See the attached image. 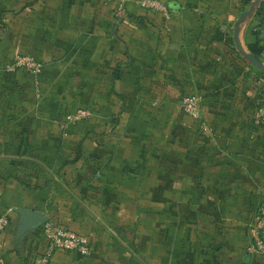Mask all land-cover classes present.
Here are the masks:
<instances>
[{
  "label": "crops",
  "instance_id": "0c3cea01",
  "mask_svg": "<svg viewBox=\"0 0 264 264\" xmlns=\"http://www.w3.org/2000/svg\"><path fill=\"white\" fill-rule=\"evenodd\" d=\"M162 1L169 18L139 0H54V33L25 49L44 63L40 86L0 76V264L46 251L44 224L19 234L15 207L88 236L89 254L49 264H264V74L235 45L242 0ZM261 31L262 15L242 24L249 51ZM192 95L207 130L182 109ZM76 101L91 116L64 125L60 102Z\"/></svg>",
  "mask_w": 264,
  "mask_h": 264
},
{
  "label": "built area",
  "instance_id": "2783aa9c",
  "mask_svg": "<svg viewBox=\"0 0 264 264\" xmlns=\"http://www.w3.org/2000/svg\"><path fill=\"white\" fill-rule=\"evenodd\" d=\"M140 5L150 11L163 12L166 17H170L168 6L162 0H139ZM28 65L29 70L35 76L41 75L42 64L31 55L22 56L17 66ZM15 66H6V71L12 72ZM181 106L183 111L193 119L200 121L204 130L208 129L207 123L202 118L200 108V97L197 95L185 96L182 98ZM91 116V110L88 108H80L68 112L64 118V125L76 123ZM264 123V113L262 115ZM11 223L9 212H0V235L6 231ZM252 247L258 254L264 255V189L255 204L253 221H252ZM44 236L47 239V247L38 264H49L53 253L56 250L77 251L87 255L91 251L89 238L87 235L76 233L72 230L55 225L52 221H46L43 225Z\"/></svg>",
  "mask_w": 264,
  "mask_h": 264
},
{
  "label": "rangeland",
  "instance_id": "374dc122",
  "mask_svg": "<svg viewBox=\"0 0 264 264\" xmlns=\"http://www.w3.org/2000/svg\"><path fill=\"white\" fill-rule=\"evenodd\" d=\"M20 3H23L22 8L21 6H19V7H15L14 9L7 10L0 17V53L1 55L6 52V50H4L3 52L2 48L12 49V47L13 48L15 46L18 47L17 52L13 55L12 58H10L9 62L2 64L0 66V76L6 73L13 74L17 71H21L27 76L32 77L34 80V83L39 87L40 79L44 72V63L33 52H30V50L25 51V49L26 48L30 49L33 46H35L34 44L36 42V38L38 34L54 33V11H50L54 9V0H24V1L20 0ZM260 3L256 6L253 14L254 13L256 14ZM250 5L248 6L247 9H249ZM122 9L123 7L121 6L120 8H118L117 12L119 13L123 11ZM242 12L240 11V14ZM240 14L238 15L240 16ZM3 23L6 26H3L2 25ZM24 55H31L41 62L42 64L41 75L35 76L32 73V71L29 70L28 65L17 66L18 60ZM8 65L15 66L16 67L15 70L12 72L6 71V66ZM46 99L47 97L39 98V100L42 101L41 105L45 102ZM60 104H61L60 111L63 113L64 118L68 112L74 111L76 109L84 108L82 106V103L78 101L70 104V106L68 107L65 105L66 103L64 104L60 102ZM73 104L74 106L71 107V105Z\"/></svg>",
  "mask_w": 264,
  "mask_h": 264
},
{
  "label": "water",
  "instance_id": "95a60500",
  "mask_svg": "<svg viewBox=\"0 0 264 264\" xmlns=\"http://www.w3.org/2000/svg\"><path fill=\"white\" fill-rule=\"evenodd\" d=\"M262 0H253L249 9L243 11L237 19L236 25L233 27V37L235 41V45L237 50L242 53V55L250 61L253 65L257 66L259 69L264 71V62L252 54L243 44L241 39V29L242 24L246 21L247 17L251 16L256 8V6ZM14 211L20 215L18 233L24 234L27 231L33 230L41 225H43L46 221H48L49 216L44 214L41 211L15 207Z\"/></svg>",
  "mask_w": 264,
  "mask_h": 264
},
{
  "label": "trees",
  "instance_id": "16d2710c",
  "mask_svg": "<svg viewBox=\"0 0 264 264\" xmlns=\"http://www.w3.org/2000/svg\"><path fill=\"white\" fill-rule=\"evenodd\" d=\"M24 1V0H21ZM252 3V0H242V11H245L248 6ZM23 7V3H20L19 0H0V17L6 12L7 10L14 9L15 7ZM256 15H262L264 16V0L260 3ZM3 26H6L4 23L2 24ZM257 37L258 41L255 43H251L248 45L250 52L254 54L256 57L259 59L262 57L264 59V31L257 32ZM230 41L232 42L233 39L231 38ZM262 74H264V71H261ZM83 120L78 121V122H83Z\"/></svg>",
  "mask_w": 264,
  "mask_h": 264
}]
</instances>
